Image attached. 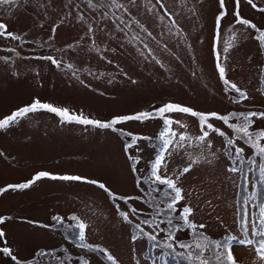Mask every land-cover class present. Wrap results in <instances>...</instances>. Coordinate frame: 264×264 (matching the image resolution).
I'll list each match as a JSON object with an SVG mask.
<instances>
[{
  "label": "rangeland",
  "instance_id": "rangeland-1",
  "mask_svg": "<svg viewBox=\"0 0 264 264\" xmlns=\"http://www.w3.org/2000/svg\"><path fill=\"white\" fill-rule=\"evenodd\" d=\"M118 2L124 8L118 9L111 0H92L95 7L88 0H20L0 5V22L23 38H0V119L36 99L100 121L154 111L167 103L222 115L264 112V45L254 30L235 24L234 0H226L228 15L219 24V0ZM254 3L257 8L241 0V15L264 29V13L258 10L264 8V0ZM229 44L232 47L224 51ZM10 48L16 51L9 52ZM217 53L227 77L248 94L247 100L237 103V94L224 85ZM49 55L61 62L60 68L37 59ZM170 118L186 126L174 128L191 140L185 152L168 160L167 175L175 179L188 166L189 154L193 159L203 156L177 182L185 194L181 204L195 210L194 222L206 225L202 231L211 240H222L226 233L240 234L247 209L255 231L259 208L264 207L259 171L264 159L237 141V147L245 148V159L255 164L243 165L247 182L234 181L227 172L232 157L222 146L224 138L210 132L212 147L203 148V142L196 139L201 134L196 118L180 113ZM254 119V130L264 129V119ZM211 122L235 139L222 121ZM117 127L155 137L162 123L131 121ZM1 133L0 218L5 223L0 228L24 264H110L98 248L112 254L117 264H189L179 255L182 249L173 252L164 247L169 242L167 219L157 217L156 210L166 205V201L161 203L166 189L161 186V195H148L150 186L137 181L153 162V144L145 140L140 142V151L129 150L140 157L139 172L134 173L124 147L131 138L111 130L62 123L55 114L40 111ZM41 171L98 180L132 199L113 202L96 185L76 181L42 179L26 190L9 188ZM2 188L8 190L1 192ZM120 211L128 212L129 221L123 220ZM73 215L88 225L84 243L92 248L80 247L78 229L70 219ZM57 216L64 224L55 223ZM153 218L164 219L163 231L153 233L150 225L141 223ZM137 224L145 233L157 234L159 243L154 245L146 236L137 239ZM250 236L246 233L243 238ZM178 239L190 240L191 233L182 231ZM39 251L61 254L39 258L35 256ZM233 253L237 264H262L254 251L239 244H234Z\"/></svg>",
  "mask_w": 264,
  "mask_h": 264
},
{
  "label": "snow or ice",
  "instance_id": "snow-or-ice-1",
  "mask_svg": "<svg viewBox=\"0 0 264 264\" xmlns=\"http://www.w3.org/2000/svg\"><path fill=\"white\" fill-rule=\"evenodd\" d=\"M18 2H20V0H0V5ZM28 2L29 0H23V3ZM88 3L95 7V5L92 4V0H88ZM111 3L118 9L124 8V5L119 3L118 0H111ZM246 3L251 5L252 8H257L254 0H246ZM240 4L241 0H234V10L232 12V16L234 17L235 24L241 25L246 29L254 30L257 34L256 38L259 44L264 45V29L259 28L256 23L252 22L250 19L244 18L241 15ZM161 7H163V5H161ZM258 10L261 13H264V8H259ZM226 15H228L226 0H219V15L217 16V24H219ZM121 23H124V21L121 20ZM53 31H55V29H53ZM0 38L14 41H20L23 39L20 35L10 32L8 30V26L2 22H0ZM233 39H235V37H233ZM231 47L232 45L229 44L224 51H228ZM8 51L15 52L16 49L10 48ZM3 59L7 62L9 57H4ZM37 59L48 60L57 68L61 67V62L53 56L49 55L37 57ZM217 61L218 74L224 85L227 86V89L237 94L236 102L240 103L247 100L249 98L248 94L238 87L236 83L231 82L227 77L226 68L222 66V63L220 62L221 57L219 53H217ZM108 62L111 63V61ZM69 68H71V65H69ZM81 83H83V81H81ZM133 83H135V81H133ZM40 111L55 114L60 118L62 123H76L84 126H93L98 129L111 130L112 132L119 134L121 137H130L131 139L125 142L124 147L128 159L132 162L131 170L134 173L139 172L137 165L140 164V157L133 155L129 152V150L135 148L136 151H140L141 141L146 140L153 144V149L155 151L153 162L150 164L147 173L137 176V181L138 184H147L150 186L148 195H151V192L161 191V186L163 189H166L163 191L164 200L161 202L163 204L166 201V205L162 208L158 207L156 210L157 217H165L167 219V231L165 232V238L169 242L164 244L165 248L170 249L173 252H175L177 247L182 249L183 252L179 255L188 261L189 264H237L233 253V246L234 244H239L244 248L254 251L256 257L262 262V264H264V207L259 208L260 218L255 231H253V222L249 221L248 212L247 209H245L244 217L239 225L238 231L240 234L228 235L226 233L224 239L222 240H211L202 231L206 228V225L194 222L193 218L195 216V210L189 205L181 204L185 198V194L182 187L177 183L181 176L190 172L192 170V166L196 165L203 159V156L193 159L191 154H189L188 166L183 167L179 174L175 176V179L167 175L168 160L185 152V150L190 146L189 142L191 140V137L176 131L174 125L179 124L181 128L186 126L180 124L178 120L170 118V114H186L197 119L200 125L201 134L196 139L203 142V148L212 147V145L208 142L210 132L224 138L222 146L224 147L227 155L232 157L230 166L227 168V172L233 174L234 181L239 178L247 182L248 178L245 174L243 165L248 163L251 166L255 164V161L245 159V148L242 146L237 147V141L242 140L248 145L249 149L256 153L259 158L264 159V129L254 130V118L264 119V112H250L246 114L230 113L228 115H222L216 112H200L191 107L176 103H167L154 109V111H141L131 115L117 116L112 118L110 121H100L86 118L83 115H73L67 108H59L49 103H42L39 99H36L31 104L19 108L11 115L0 119V130L9 129L29 114H34ZM153 120H159L162 123V128L155 137L135 135L131 132H126L121 127H117L118 125H123L131 121L147 123ZM213 120L222 121L228 129L232 130L235 135V139H233L232 136H229L225 131L217 128L211 122ZM259 171L261 180L264 181V166H261ZM42 179L70 182L76 181L96 185L99 189L103 190V192L106 193L113 202L122 200L127 203L128 200L132 199L131 197L116 194L109 187H107L105 183L98 180H90L79 175H53L46 171L38 172L35 177L28 182L10 185L9 188L12 190H26ZM7 190L8 189H4L3 191ZM178 205H180V207H178ZM131 212L133 214H138V210L136 208H132ZM119 215L123 218V220L129 221L128 212L120 211ZM70 219L75 222V227L78 229V238L81 242L80 247L82 249L92 248L93 245L84 243L88 225L75 215L70 217ZM53 220L56 224H64V219L62 217H53ZM3 223H5L4 218H0V224ZM141 223L150 225L153 233H157L158 230L163 231L160 226L164 223V219L157 221L156 218H153L152 220H143ZM41 227H49V225H41ZM137 229V239L146 236L147 240L152 242L154 245L159 243L157 234L145 233L144 229L140 227L139 224H137ZM182 231L190 232L191 239L187 241L179 240L178 234ZM246 233H251V236L248 239L243 238V235ZM4 237L5 232L0 229V240H3V243L6 245L7 241L4 240ZM256 237H259V239ZM97 250L106 256L110 264H117L113 255L104 248H98ZM0 253L8 256L14 264H24V262L19 260L18 257L13 254L11 248L8 246L0 247ZM35 256H53L54 258V253L39 251L35 253Z\"/></svg>",
  "mask_w": 264,
  "mask_h": 264
},
{
  "label": "flooded vegetation",
  "instance_id": "flooded-vegetation-1",
  "mask_svg": "<svg viewBox=\"0 0 264 264\" xmlns=\"http://www.w3.org/2000/svg\"><path fill=\"white\" fill-rule=\"evenodd\" d=\"M14 112H15V111H14ZM2 119H3V118H2ZM1 131H3V130H0V137L2 138V136H3L4 134H2ZM1 134H2V136H1ZM0 152L3 153L2 150H0ZM3 190H4V188L1 189V192H4ZM53 228H54V226H53ZM0 229H1V228H0ZM2 230H3V229H2ZM4 232H5V231H4ZM4 240L7 241V244L5 245V244L3 243V240H0V247H4V246H8V247H9L8 235L6 234V232H5ZM57 249H58V248H56V250H57ZM11 250H12V249H11ZM58 253H60V252L57 251L56 253H54V256H60V255H58ZM60 254H61V253H60ZM46 257H52V256H46ZM40 258H41V257H40ZM0 264H14V263H13V261H12L8 256H6V255L0 253Z\"/></svg>",
  "mask_w": 264,
  "mask_h": 264
},
{
  "label": "trees",
  "instance_id": "trees-1",
  "mask_svg": "<svg viewBox=\"0 0 264 264\" xmlns=\"http://www.w3.org/2000/svg\"><path fill=\"white\" fill-rule=\"evenodd\" d=\"M159 195H161L162 194V191H160V192H157ZM158 197V196H157ZM40 258V257H39ZM54 258H56V257H54ZM48 259H50V258H48ZM61 260H62V258H61ZM43 264H47L46 262H43ZM170 264V263H169Z\"/></svg>",
  "mask_w": 264,
  "mask_h": 264
}]
</instances>
